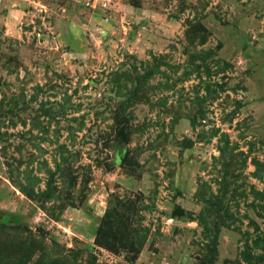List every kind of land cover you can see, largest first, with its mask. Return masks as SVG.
Wrapping results in <instances>:
<instances>
[{"label":"rangeland","instance_id":"374dc122","mask_svg":"<svg viewBox=\"0 0 264 264\" xmlns=\"http://www.w3.org/2000/svg\"><path fill=\"white\" fill-rule=\"evenodd\" d=\"M0 264H264V0H0Z\"/></svg>","mask_w":264,"mask_h":264}]
</instances>
